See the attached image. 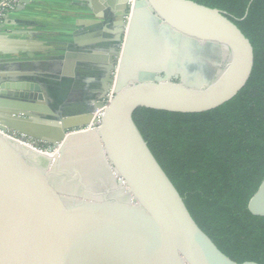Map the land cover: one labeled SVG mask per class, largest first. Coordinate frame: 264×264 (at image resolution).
Listing matches in <instances>:
<instances>
[{"label":"water","instance_id":"water-1","mask_svg":"<svg viewBox=\"0 0 264 264\" xmlns=\"http://www.w3.org/2000/svg\"><path fill=\"white\" fill-rule=\"evenodd\" d=\"M110 14L117 50L95 69L103 92L90 104L102 108L113 88L100 125L37 129L51 139L0 124V264H239L199 227L133 116L230 101L252 75V43L225 12L192 0H136L127 21ZM22 44L26 53L36 41ZM48 143L53 155L38 151ZM248 209L264 217V179Z\"/></svg>","mask_w":264,"mask_h":264},{"label":"trees","instance_id":"trees-1","mask_svg":"<svg viewBox=\"0 0 264 264\" xmlns=\"http://www.w3.org/2000/svg\"><path fill=\"white\" fill-rule=\"evenodd\" d=\"M226 13L250 40L246 86L201 113L138 109L133 119L199 227L233 261L264 264V217L248 209L264 179V0H192Z\"/></svg>","mask_w":264,"mask_h":264},{"label":"crops","instance_id":"crops-1","mask_svg":"<svg viewBox=\"0 0 264 264\" xmlns=\"http://www.w3.org/2000/svg\"><path fill=\"white\" fill-rule=\"evenodd\" d=\"M67 1H69L70 10L73 11L71 16L68 15V10H61L57 6V3L61 2V0H25L22 5L11 12L0 24V39H4L0 45V65H4L7 62H20L45 68L46 64H49L52 60H56L60 67L66 69L65 71L71 72L69 76H65L62 73L61 75L56 74V77L53 79L56 85L51 91L54 97L52 100L55 101V104H53L54 108H57L56 105L58 104V108H60L62 103L73 96L74 92L80 87L84 91L82 98L79 100L81 103L85 102L87 97L94 94L95 85L97 84V78L95 77L98 75L95 69L101 64L107 63L106 58L109 53L104 50L102 51V49L106 37L113 33L112 28L110 29L106 22L110 23L109 19L116 18L110 14L112 11L117 12L118 15H122L126 6V0H112L107 6H100L97 4V0H91V5L95 6V9L92 10L89 8L90 3L87 0ZM64 15L67 16L68 22L72 20V23L69 24L72 27L67 33H58V27L64 30H67L69 27L64 22L58 23L61 20V16ZM100 15L104 17H100ZM26 16L32 18L31 24L26 23ZM116 20L119 23V20ZM98 24L103 25L100 27L102 31L96 29ZM32 31L38 33L37 37L30 35ZM59 36L69 38L68 43L70 46H65L60 56L52 55L51 53L56 51L57 48L51 40L59 39ZM28 40H35L36 44L35 46L29 45L27 52L24 53L21 51L25 48L22 43ZM107 44L111 43L108 42ZM30 53L32 57H28ZM83 67L84 69H82ZM69 85H71L70 89H68ZM2 113L4 116H7L5 119L11 120V122H5L13 125V120L17 119L13 112H11V115L4 108ZM48 113L53 114L50 111ZM69 119V123L73 124L86 122L90 119V116L86 114L74 115ZM39 122L30 120L27 123L20 124L21 127L32 131L33 134H46L36 129L39 128ZM49 132L48 134L52 135L53 131Z\"/></svg>","mask_w":264,"mask_h":264},{"label":"rangeland","instance_id":"rangeland-1","mask_svg":"<svg viewBox=\"0 0 264 264\" xmlns=\"http://www.w3.org/2000/svg\"><path fill=\"white\" fill-rule=\"evenodd\" d=\"M22 5V3H21ZM57 6L61 10H68V15H72L73 11L70 10L69 7V1L67 0H61V2L57 3ZM123 8V7H122ZM121 9V8H120ZM133 4L131 1L126 2V6L122 12L121 17L124 19V21H127V19L130 18V15L132 13ZM120 13V12H119ZM118 17V16H117ZM113 18V17H112ZM27 21L26 23L31 24L32 18L30 16H26L25 18ZM109 19V18H108ZM109 22H106L107 25H109L110 29L112 28V34L106 37V40L104 41V46L102 51L104 50L107 53H110L112 50L116 49V34H117V28L116 27V19H109ZM120 21V20H119ZM61 22H64L65 25H68V29L64 30L61 28H57L58 33H67L71 30V27L69 24L72 23V20L68 22L67 16H61V20L58 22L59 24ZM105 24V26H106ZM118 24V22H117ZM29 26V25H27ZM103 26L102 24L97 25V30L102 31ZM30 27V26H29ZM44 29V28H43ZM44 31V30H43ZM60 35V34H59ZM64 37V36H63ZM59 36V39H52L53 44L56 46V51L51 53L52 55H59L62 54L63 48L65 46H70L68 43L69 38H63ZM67 41H66V40ZM70 42V41H69ZM111 44H107V43ZM28 57H32V54H28ZM108 58H106V61L108 63ZM20 62H7L4 65H0V99L2 100H8L12 102L15 106V109L17 110L18 114L16 117L21 120L26 121H40L39 122V128L36 129H45L48 131H58L59 126H66L67 132H73L74 130H85L88 129L89 126H91L94 122L91 120L93 119V116L95 118L97 117L98 109L95 111L90 108V104L93 102V100H97V98L102 94V87L97 83L95 85L96 89L94 91V94L86 98L85 102H80L79 100L82 98V95L84 91L82 90V87H80L78 90L74 92V95L71 96L67 101H64L62 103V106L58 108L59 104L56 105L57 108L53 107V104H55L52 99L53 94L51 91L53 88L56 87L55 83L53 82V79L57 75L65 74V76L71 75L68 70L63 69L57 64V61H51L49 64H46L45 68H41V66L35 67L32 66L33 64H24ZM105 63V64H107ZM103 64V65H105ZM102 65V64H101ZM100 65V66H101ZM84 69V67L82 68ZM98 75L95 77L99 78V75H101V72L97 73ZM114 77L116 75V70L113 73ZM59 80V79H58ZM19 86V87H18ZM71 85L68 86V89H70ZM66 87V91L68 90ZM25 94L28 95V97L23 96ZM110 94V90L106 93V95L101 98L100 102L102 105H104V101L107 100L108 96ZM42 96V98H40ZM59 103V101H57ZM8 112H15L14 109H11L13 105L9 104L6 105ZM89 106V107H88ZM52 112L53 114H50L48 112ZM86 114L88 116L92 115V119L89 122H80V123H69V118L73 117L74 115H83ZM55 119V120H54ZM55 121L58 122V126L55 125ZM96 124V123H95ZM9 129H7L8 131ZM5 131L4 134H8V132ZM13 134V133H12ZM19 136H21L20 133H18ZM17 138V136H15ZM27 139L31 141L38 142V140L34 137L26 136ZM43 151H47L49 154L53 155L57 148L53 147L51 144H45L40 147ZM53 148V149H52Z\"/></svg>","mask_w":264,"mask_h":264},{"label":"built area","instance_id":"built-area-1","mask_svg":"<svg viewBox=\"0 0 264 264\" xmlns=\"http://www.w3.org/2000/svg\"><path fill=\"white\" fill-rule=\"evenodd\" d=\"M21 3H22V0H2V2H0V24L4 21V19L11 12L15 11L21 5ZM113 96H114V92L112 89V90H110V94H109L107 100L104 101L103 107L101 108V110L98 111L99 114L97 113L96 122H94L91 126H89L88 129L95 128V127H98L100 125L102 115L104 114L105 108L107 107L108 103L111 101ZM38 151L47 152V151H43L41 148H39Z\"/></svg>","mask_w":264,"mask_h":264},{"label":"bare ground","instance_id":"bare-ground-1","mask_svg":"<svg viewBox=\"0 0 264 264\" xmlns=\"http://www.w3.org/2000/svg\"><path fill=\"white\" fill-rule=\"evenodd\" d=\"M129 1H131L133 4L136 2V0H129ZM120 22V21H119ZM117 28H118V24H117ZM113 88L111 87V90H112ZM9 104H11V105H13V109H15V107H14V104L12 103V102H10V101H8V100H2V99H0V118H6L7 116H4L3 115V113H2V110L5 108L7 111L9 110V109H7L6 107V105H9ZM11 108V109H12ZM98 110H101V108H99ZM17 111V110H16ZM11 113V112H10ZM9 113V114H10ZM99 114V113H98ZM11 115H12V113H11ZM8 117H10V116H8ZM92 119V116H90V119L88 120V121H90ZM96 118H95V116H93V120H92V122H96ZM8 121V120H7ZM8 122H11V120H9ZM20 123H24V122H22V121H20L18 118L17 119H14L13 120V125L12 124H9V123H6L5 121H2V122H0V124H2V125H5L6 127L7 126H12V127H14V128H18V129H21V130H23V131H27V132H31L32 133V131H30V130H28V129H25L24 127H21V124ZM35 135H38V136H46V137H49V138H51V139H53L54 137H50L49 135H47V133L46 134H40V133H34ZM55 133L53 132L52 133V135H54ZM29 144V143H28ZM31 146V145H30Z\"/></svg>","mask_w":264,"mask_h":264}]
</instances>
